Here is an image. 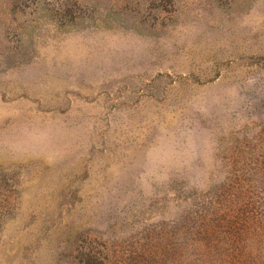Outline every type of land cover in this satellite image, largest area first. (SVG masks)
Segmentation results:
<instances>
[{"label": "rangeland", "instance_id": "374dc122", "mask_svg": "<svg viewBox=\"0 0 264 264\" xmlns=\"http://www.w3.org/2000/svg\"><path fill=\"white\" fill-rule=\"evenodd\" d=\"M0 264H264V0H0Z\"/></svg>", "mask_w": 264, "mask_h": 264}]
</instances>
